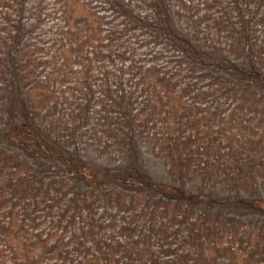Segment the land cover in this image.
<instances>
[{
	"label": "trees",
	"instance_id": "obj_1",
	"mask_svg": "<svg viewBox=\"0 0 264 264\" xmlns=\"http://www.w3.org/2000/svg\"><path fill=\"white\" fill-rule=\"evenodd\" d=\"M0 264H264V0H0Z\"/></svg>",
	"mask_w": 264,
	"mask_h": 264
}]
</instances>
